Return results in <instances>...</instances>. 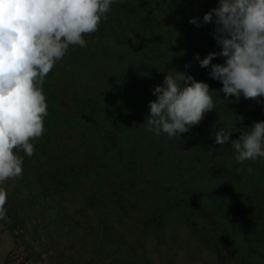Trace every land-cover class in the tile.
I'll return each mask as SVG.
<instances>
[{
    "label": "rangeland",
    "instance_id": "obj_1",
    "mask_svg": "<svg viewBox=\"0 0 264 264\" xmlns=\"http://www.w3.org/2000/svg\"><path fill=\"white\" fill-rule=\"evenodd\" d=\"M155 1L162 14L165 0ZM205 1L198 4L201 11L214 8ZM113 31L84 36L85 47L70 45V56L45 77L41 87L56 95L42 89L48 106L45 131L30 141L31 157L14 149L23 158L22 175L0 182L7 193L0 264H264V195L251 196L237 215L230 209L233 195L248 191L234 181L220 186V178H231L229 168H209L211 154L205 155L208 164L203 154L209 143L193 137L195 126L181 139L157 137L148 129L153 89L173 70L162 66L163 60L153 63L161 65L156 73L142 64L149 34L137 21ZM59 99L76 103L81 113L59 106ZM95 123L117 130L123 158L108 150ZM129 162L171 190L148 182ZM246 162L254 167L256 183L264 181V158ZM186 188L204 210L212 209L232 245L213 234L187 193L178 192ZM159 212L162 216L153 218Z\"/></svg>",
    "mask_w": 264,
    "mask_h": 264
},
{
    "label": "clouds",
    "instance_id": "obj_2",
    "mask_svg": "<svg viewBox=\"0 0 264 264\" xmlns=\"http://www.w3.org/2000/svg\"><path fill=\"white\" fill-rule=\"evenodd\" d=\"M115 0H0V182L22 175V149L31 157L30 141L43 135L48 115L42 85L70 45L86 46L85 34L98 30ZM198 27L213 24L219 52L197 59L222 87L213 90L191 75L174 71L153 89L149 101L148 129L159 137L180 138L215 110L213 92L223 100L240 97L258 102L264 97V0H218V6L200 20ZM223 63H212L217 57ZM39 85V86H38ZM250 132L232 139V133L215 132L217 145H229L235 160L244 164L264 158V121L254 122ZM251 172V169H248ZM7 193L0 190V220L7 218Z\"/></svg>",
    "mask_w": 264,
    "mask_h": 264
},
{
    "label": "trees",
    "instance_id": "obj_3",
    "mask_svg": "<svg viewBox=\"0 0 264 264\" xmlns=\"http://www.w3.org/2000/svg\"><path fill=\"white\" fill-rule=\"evenodd\" d=\"M155 2V0H143L141 3H138L135 0H131L124 4L123 0H117L111 5L110 11L107 13V19L101 20L98 30L91 34H85V36L92 37V39L94 37H106L110 33L116 34L113 31L115 26L125 27L129 25L130 20L137 21L139 26H144L148 29L147 33L149 34L148 48H146L147 54L144 56L143 65L149 63L147 65L151 67L152 72L156 73L160 71L161 65L157 68V66L153 67V63L163 60L161 61L162 66H166L168 70L172 69L173 72L171 74H174V71L185 73L191 75L196 81L208 83L213 90L220 89L222 84L211 79L209 76L210 68H202L197 59V54L199 55V59L202 60L210 52L221 50L213 37L214 25L209 23L198 27L189 23L192 17L202 20L203 15L208 12L209 6H205L206 10L201 11L198 4L201 5L202 0H165L167 5L164 12L160 14L159 8H157L158 4L156 7L153 6ZM205 2L208 5L212 2V6L215 7L214 2L218 3V0ZM214 48H218V51H215ZM70 54L68 49L64 57L67 58ZM212 63H215L214 60ZM164 77L160 78L159 84H163ZM47 88L42 89L49 92L52 97H56L53 91ZM211 95L216 105L215 110L207 112L202 122L198 126H195L192 130L193 137L197 138L196 136L201 135L199 137H202L201 139L205 143H209L208 150L210 152L205 150L203 154L206 164L208 163L205 155L211 154V156H208L213 164L209 167L211 170H225L229 168L228 172L231 178H220V186H226L229 181H234L238 185H243L248 191L246 195L240 197L237 194H235L236 196L233 195L232 205H230V209L232 208L234 213L242 215L244 207L247 208L250 205L251 196L260 198L264 195V181L256 183L257 178L254 176V167H251L248 162L244 164L238 163L235 160V152L230 144L217 145L214 142V136L215 132L220 129L228 130L232 133V139H238L241 133L250 132L251 129L247 127H251L254 122L264 121V97L259 98L258 102H253L252 100L243 98V96L240 97L239 101H236L235 97H230L228 101L223 100V93H220V97L215 92ZM103 100L106 103V107L104 108L107 109L109 104L106 100L108 99L104 98ZM58 105L67 109L74 107L77 113H81V109L76 103H67L64 99H59ZM120 109L124 112L127 111L122 104ZM89 118L93 121V116ZM95 124L102 129L105 141L109 146L108 150L114 151L119 159L123 158L124 153L119 143L117 130H112L100 123ZM229 126L235 128H227ZM229 163L232 164L230 167H228ZM127 164L137 168L141 177L148 182H152L153 185L158 186L163 191L171 190V187L163 186L160 182L152 180L145 170L141 168V165L133 162ZM249 168L251 172L248 171ZM178 192L181 194L187 193L190 202L197 207L209 229L213 231V234L219 236L225 244L232 245L228 229L218 226L212 209L206 208L204 210L205 207L192 189L186 188ZM237 196L238 199L236 200ZM160 216H162L161 212L153 218L158 219ZM189 220L192 221L191 219Z\"/></svg>",
    "mask_w": 264,
    "mask_h": 264
}]
</instances>
